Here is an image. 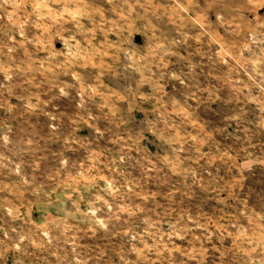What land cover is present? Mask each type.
Masks as SVG:
<instances>
[{
    "label": "rangeland",
    "instance_id": "374dc122",
    "mask_svg": "<svg viewBox=\"0 0 264 264\" xmlns=\"http://www.w3.org/2000/svg\"><path fill=\"white\" fill-rule=\"evenodd\" d=\"M0 264H264V0H0Z\"/></svg>",
    "mask_w": 264,
    "mask_h": 264
}]
</instances>
